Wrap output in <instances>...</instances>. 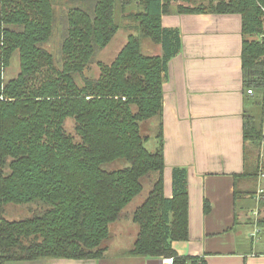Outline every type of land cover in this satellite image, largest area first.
Wrapping results in <instances>:
<instances>
[{
  "label": "trees",
  "instance_id": "16d2710c",
  "mask_svg": "<svg viewBox=\"0 0 264 264\" xmlns=\"http://www.w3.org/2000/svg\"><path fill=\"white\" fill-rule=\"evenodd\" d=\"M115 1L66 0L53 54L43 47L54 28L52 0H0V211L9 203L35 205L29 218L0 217L1 262L101 258L111 241L109 226L150 173L156 179L132 213L138 233L129 253L172 257L173 264L194 261L178 257L171 247L172 241L187 237L186 171H172V194L166 197L162 124L153 150L139 128L142 121L162 117L165 69L180 49L178 30L161 25V16L171 12L168 0H137L142 10L135 16L139 34L159 44L162 55L143 54L140 36L129 35L111 63L97 62V78L84 79L81 86L75 82L119 28ZM176 8L173 13L241 16L243 90L261 96L257 103L262 108L259 124L251 113L243 114V138L260 142L264 46L253 36L263 29L264 0ZM15 51L20 71L4 83L2 69ZM67 119L74 121L77 141L64 129ZM116 160H123V166L108 168ZM258 168L256 160L240 177L256 178ZM258 223L264 225V218Z\"/></svg>",
  "mask_w": 264,
  "mask_h": 264
},
{
  "label": "crops",
  "instance_id": "0c3cea01",
  "mask_svg": "<svg viewBox=\"0 0 264 264\" xmlns=\"http://www.w3.org/2000/svg\"><path fill=\"white\" fill-rule=\"evenodd\" d=\"M161 25L177 29L180 38L162 84L164 194L171 197L172 171L183 168L188 201L187 237L172 241V250L178 257L194 259L185 264H264V225L258 223L264 218V172L256 178L240 177L254 165L245 154L249 159L256 148L243 138V114H254L255 94L243 90L241 16L172 12L161 16ZM154 53L162 55L159 44ZM129 223L134 234L137 228ZM132 243L130 238L128 249L109 254L125 245L113 236L98 259L0 264H162L168 258L131 255Z\"/></svg>",
  "mask_w": 264,
  "mask_h": 264
},
{
  "label": "rangeland",
  "instance_id": "374dc122",
  "mask_svg": "<svg viewBox=\"0 0 264 264\" xmlns=\"http://www.w3.org/2000/svg\"><path fill=\"white\" fill-rule=\"evenodd\" d=\"M210 1L215 3L217 0H193L189 3L181 0H168V3H169V8L171 10L170 13H172V11L174 12L177 9L176 8L177 5L180 4L186 5L188 7L200 6V7L208 8ZM52 3H53L52 4L53 13H54V18H53L54 28L52 30V34L48 42L45 43L43 47L48 52L55 54L56 48H58V43L62 31L61 18L63 19L68 6L66 0H52ZM141 10L142 7L137 0H124V3H122L120 0L115 1L114 17L119 28L112 36L109 43L103 49L97 51V53L94 55L92 59V62L83 71L82 75H75V82L77 83V85L79 86L83 85L84 79L97 78L100 73L99 68L97 66V62L107 63V64L111 63L114 60V58L117 56L119 51L122 49V47L126 44L129 35L140 36L138 37V39L140 42V49L143 54L149 56H157V54H155L154 52L158 44L151 37L141 36L139 34V30L137 28L138 17L135 16L139 15L141 13ZM262 10L264 14V8H262ZM253 38L262 41L264 46V25L262 32L255 37L253 36ZM250 39H252V37ZM19 71H20V59L18 52L15 51L8 57L6 65L2 69L3 82L6 83L7 81L15 78L18 75ZM254 96H255L254 101L256 103L253 101V103L255 104V111L253 115L256 118V122L259 124L262 114V108L257 102H260L259 98H261V96H259L258 99L256 93ZM161 120L162 117L161 118L153 117L148 120L142 121L139 124L141 134L146 136L148 139L146 145L149 150H153L156 148V146H158L157 135H158L159 123L161 122ZM63 126L65 131L68 134H70L75 141L79 139L78 136L75 134L74 121L72 119H67L64 122ZM263 143H264V138L260 142L255 143L256 145V148H254L255 153H250L249 159L247 156V163L249 164L250 163L253 164V162L256 163V160L258 161V166H259L258 173H260L261 171L264 172V157L260 155L262 154L261 144ZM152 144H155L154 148H152ZM123 163H124L123 160H116L113 163L108 164V168L119 169L120 167L123 166ZM5 172H8V169H5ZM156 175H157L156 173H150V175L143 180V188L141 192L137 196H135L128 205H126L123 208L120 217L114 223H111V225L109 226L111 232L110 240L112 241L113 236L117 235L118 237H120L121 241L123 242L125 241V245H126L125 246L120 244V246L113 248V250L110 251L109 254L117 253V251H119L118 254H121V252H123L125 249H128L127 245H129L130 238H133V243H134L138 233V225L135 222H134L135 224L132 223L134 228H137V230L134 232V234H130L131 229L129 224L131 223L129 222L133 221V220L131 221L132 213L136 209V207H138L147 196L149 190L152 187V184L156 179ZM31 206L33 208L35 207V205L32 204L9 203L1 209L2 212L0 211V217H4L8 220H22L25 218H29L32 216V212L30 210ZM127 225H128V229L126 230L124 227H126ZM122 230L124 233L123 235H120L119 233L120 231L122 232ZM122 238L125 240H122Z\"/></svg>",
  "mask_w": 264,
  "mask_h": 264
},
{
  "label": "built area",
  "instance_id": "2783aa9c",
  "mask_svg": "<svg viewBox=\"0 0 264 264\" xmlns=\"http://www.w3.org/2000/svg\"><path fill=\"white\" fill-rule=\"evenodd\" d=\"M247 93L248 94H251L252 93V90H247ZM162 264H173V258H171V257H168V258H164L163 260H162Z\"/></svg>",
  "mask_w": 264,
  "mask_h": 264
},
{
  "label": "water",
  "instance_id": "95a60500",
  "mask_svg": "<svg viewBox=\"0 0 264 264\" xmlns=\"http://www.w3.org/2000/svg\"><path fill=\"white\" fill-rule=\"evenodd\" d=\"M158 262L160 263V260H158Z\"/></svg>",
  "mask_w": 264,
  "mask_h": 264
}]
</instances>
